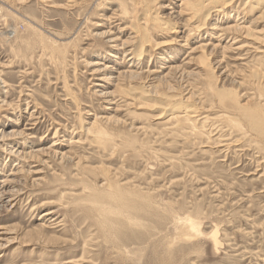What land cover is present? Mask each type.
I'll return each mask as SVG.
<instances>
[{
  "label": "rangeland",
  "instance_id": "1",
  "mask_svg": "<svg viewBox=\"0 0 264 264\" xmlns=\"http://www.w3.org/2000/svg\"><path fill=\"white\" fill-rule=\"evenodd\" d=\"M237 2L241 51L197 0H0V264H264V0Z\"/></svg>",
  "mask_w": 264,
  "mask_h": 264
},
{
  "label": "bare ground",
  "instance_id": "2",
  "mask_svg": "<svg viewBox=\"0 0 264 264\" xmlns=\"http://www.w3.org/2000/svg\"><path fill=\"white\" fill-rule=\"evenodd\" d=\"M238 0H223L222 2H220V0H197V5L200 7H208V9L206 10V12L203 13L202 16V20H200V18L198 19L199 21H194V19H197L198 14L197 12H195L196 14L191 16V20L193 19L194 24L191 25L192 29L196 32H200L202 30H205V28H208V30L212 31V34H218L217 39H221L222 41L226 40L225 44L223 46H221V51H226V50H236V51H241L244 50V48H247V46L249 47L250 45L253 44V39H257L258 37L255 35H252V30L249 28V26H246V23L248 22L247 19L245 18L244 15H242V12L240 9V5L239 2H237ZM263 0H245L244 3H240L243 6H245L247 3L249 4H253L255 6H259L260 2H262ZM195 3V2H194ZM263 3V2H262ZM235 4V5H234ZM194 5V4H193ZM196 5V4H195ZM234 5V7H232ZM263 4H261L262 6ZM242 7V6H241ZM234 8V9H233ZM256 8V7H254ZM254 8H249L248 9H254ZM259 8V7H258ZM227 9H230L233 11V14H228V18H233V16H235L234 18V22L232 24H226V26H223L222 28H219L217 26V24H209V20L212 18V15H216L219 16L222 13H224V11H226ZM246 9V8H245ZM257 9V8H256ZM229 10V11H230ZM238 10V11H236ZM199 12V11H198ZM201 13V12H200ZM193 14V13H192ZM224 15H226V13H224ZM220 17V16H219ZM259 17V18H257ZM255 17L256 19H264V6H262L260 8V12L259 15ZM159 19V18H158ZM223 19V18H222ZM157 20V19H156ZM190 20V21H191ZM215 20V19H214ZM166 22V21H164ZM215 22V21H214ZM165 24V23H164ZM194 25V26H193ZM171 28V27H170ZM204 32V31H203ZM201 35V34H200ZM207 36V35H206ZM252 36V37H249ZM202 37V36H200ZM249 38H253L252 41H247L250 40ZM146 41V40H145ZM148 41V40H147ZM252 42V43H251ZM221 43V42H220ZM212 47L209 49V47ZM263 46V45H262ZM198 47H200V50H205L209 52V55L211 56V63L213 62V64H215L214 67H220L221 63L223 62L225 55L224 53H216V51H214L215 47H218V44L213 45L210 42H201ZM195 48V47H194ZM251 48V47H249ZM255 48V47H253ZM257 48V47H256ZM261 49V48H259ZM194 50V49H193ZM130 52V51H129ZM260 52L264 53V50L261 49ZM140 54V53H139ZM204 55V54H203ZM133 57V56H132ZM218 58V59H217ZM134 61V60H133ZM136 62V61H135ZM212 64V65H213ZM136 71V70H135ZM135 71H130L129 72V76L130 77H135L137 76V72ZM211 88V87H210ZM209 88V89H210ZM141 91H144L142 93H151V90L149 89H141ZM153 93V92H152ZM151 93V94H152ZM223 96V95H222ZM227 96V95H226ZM179 97V96H178ZM220 97V96H219ZM222 98V97H220ZM228 98V97H227ZM187 99V98H186ZM185 99V100H186ZM222 100V99H219ZM224 100V99H223ZM169 103V102H168ZM171 103V102H170ZM169 103V104H170ZM235 103V102H234ZM172 104V103H171ZM213 104V103H212ZM171 106V105H170ZM169 106V107H170ZM175 106H177V109H175L176 113H182L185 117L188 116H193L196 115L197 111L199 108L193 107V106H188V107H182V105H180L179 103L176 104ZM234 106V105H233ZM241 106V105H240ZM239 106V107H240ZM248 106V105H247ZM123 107V106H122ZM167 107V106H166ZM248 110V109H247ZM256 111V110H255ZM220 113V112H219ZM242 113V112H241ZM244 114V113H242ZM258 116V115H257ZM256 113H252L247 115L246 117H248V122L250 124V126L255 129L258 133L262 134L263 132L262 127L263 125H261L260 122H262V119L260 117H257ZM199 117V116H198ZM207 118V117H206ZM202 120V119H201ZM207 120V119H205ZM204 122V121H203ZM202 122V123H203ZM208 123V122H207ZM261 129V130H259ZM195 131V130H194ZM255 134V133H254ZM261 136V135H260ZM263 136V135H262ZM245 137V136H244ZM222 138H220L221 143L219 144V149L218 151H222L225 147L230 146V143H226L227 140H223L222 142ZM234 141V140H233ZM236 141V140H235ZM234 141V142H235ZM231 142V141H230ZM55 144V143H54ZM53 144V145H54ZM254 145V144H253ZM240 146V145H239ZM46 160V159H45ZM17 170V169H16ZM5 185V184H4ZM4 190V189H3ZM11 191V190H10ZM3 194V193H2ZM4 194H6L4 192ZM8 194V192H7ZM1 195V194H0ZM16 195V194H15ZM45 212V211H44ZM50 214L49 212L44 213L43 215H48ZM174 227L176 228V226L183 221L181 218L175 217L174 219ZM173 222V221H172ZM183 225H186L187 229L193 230V231H197V226L196 224L191 220V219H184V221L182 222ZM160 225V224H159ZM182 225V224H181ZM180 225V226H181ZM181 228V229H180ZM179 229L182 230V226ZM178 229V230H179ZM179 230V231H180ZM186 231V230H185ZM183 232V231H181ZM175 235V234H174ZM175 238V237H174ZM76 263V262H75Z\"/></svg>",
  "mask_w": 264,
  "mask_h": 264
}]
</instances>
